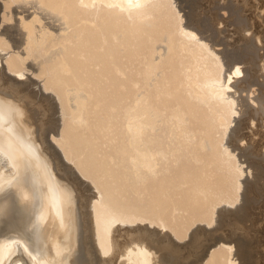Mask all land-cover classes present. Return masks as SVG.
Masks as SVG:
<instances>
[{
    "label": "bare ground",
    "instance_id": "obj_1",
    "mask_svg": "<svg viewBox=\"0 0 264 264\" xmlns=\"http://www.w3.org/2000/svg\"><path fill=\"white\" fill-rule=\"evenodd\" d=\"M0 213V264H264V0H0Z\"/></svg>",
    "mask_w": 264,
    "mask_h": 264
},
{
    "label": "snow or ice",
    "instance_id": "obj_2",
    "mask_svg": "<svg viewBox=\"0 0 264 264\" xmlns=\"http://www.w3.org/2000/svg\"><path fill=\"white\" fill-rule=\"evenodd\" d=\"M41 7H43V5H41ZM229 70H231V67H230V69ZM236 71H237V74H239V69H236ZM226 79H227V77H226ZM39 198V193H37V199ZM0 215H2V213H0Z\"/></svg>",
    "mask_w": 264,
    "mask_h": 264
},
{
    "label": "rangeland",
    "instance_id": "obj_3",
    "mask_svg": "<svg viewBox=\"0 0 264 264\" xmlns=\"http://www.w3.org/2000/svg\"><path fill=\"white\" fill-rule=\"evenodd\" d=\"M262 51V50H261Z\"/></svg>",
    "mask_w": 264,
    "mask_h": 264
}]
</instances>
